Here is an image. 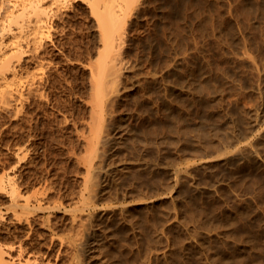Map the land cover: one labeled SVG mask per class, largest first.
Here are the masks:
<instances>
[{
	"label": "rangeland",
	"instance_id": "374dc122",
	"mask_svg": "<svg viewBox=\"0 0 264 264\" xmlns=\"http://www.w3.org/2000/svg\"><path fill=\"white\" fill-rule=\"evenodd\" d=\"M92 1L0 0V264H264V0H102L101 102Z\"/></svg>",
	"mask_w": 264,
	"mask_h": 264
},
{
	"label": "bare ground",
	"instance_id": "6f19581e",
	"mask_svg": "<svg viewBox=\"0 0 264 264\" xmlns=\"http://www.w3.org/2000/svg\"><path fill=\"white\" fill-rule=\"evenodd\" d=\"M101 1L102 0H94V1H92L90 3L91 4V9L93 11V14H95L96 17H98L97 19L99 21L101 30L103 32L102 38H103V42L105 44L104 50L101 51V53H100L101 54V57H99V59H98V61H100V62L99 63L97 62V66H96V69L97 70L96 69L93 70V72H94L93 73V75H94L93 76L94 77L93 78V81H94V84L93 85H94V88H95V89H93V91L95 92V94H93V95H95L94 97H97V99L95 98V100L97 102H98L99 98H101L103 95L105 96L107 94V93L106 94L104 93V90L107 87L106 86V83H105V77L107 75H105V73H104L105 72L104 69L106 68L105 65L107 64L104 61L105 56L107 54H109L110 51H113L115 49V46L116 45L120 44L119 42L122 39V36L121 35L123 33L121 31L122 30L124 31V29H122L124 27V26H122V23L125 22V20H120L125 15L123 17L121 16L120 19L118 20L119 16L117 17V13H115L116 11H114L115 9H114V6L112 4L111 5L113 7L110 4L108 5V7L110 9H105L104 11H101L99 9V3ZM130 2L133 4L134 0H133V2L132 1H130ZM130 2H129V0H127V7L128 6L129 7L131 6ZM15 7H17V8L14 9V10H12V12L10 14V16H12V17L15 16L16 12H18V11L28 12V13H30V12H32V13H42V12H44V7H43V4H42L41 0H28V2L27 3H24L21 7H19L18 5H16ZM123 19H126V16ZM8 25H9V27H8ZM3 28L10 29L11 28V24H7L5 26L3 25ZM120 28L122 30H120ZM12 30H10V31H12ZM0 31H1V27H0ZM15 34L16 33H14V36H15L14 39L17 37V34L16 35ZM105 50H106V53L107 54L105 53ZM100 54H99V56H100ZM108 57L109 56L107 55L106 58H108ZM104 66H105V68H104ZM106 81H107V77H106ZM112 81H114V80H112ZM106 91H107V88H106ZM110 91H111V87H110L109 92ZM101 100H99V102H101Z\"/></svg>",
	"mask_w": 264,
	"mask_h": 264
}]
</instances>
